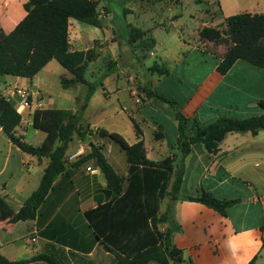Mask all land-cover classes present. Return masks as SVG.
Instances as JSON below:
<instances>
[{
    "label": "crops",
    "instance_id": "1",
    "mask_svg": "<svg viewBox=\"0 0 264 264\" xmlns=\"http://www.w3.org/2000/svg\"><path fill=\"white\" fill-rule=\"evenodd\" d=\"M123 1L124 4L135 5L137 2L142 5L140 15L132 16L137 26L128 25L141 29L146 37L156 40L155 48L152 51L144 50V53L155 57L161 54V63H155L171 71L170 76L151 74V78L146 80L150 82L153 91L175 101L182 114L190 119L191 124L186 130L189 136L193 134V122L206 128L223 116L245 119L264 114V108L260 105L264 102V69L239 60L227 74H221L218 66L228 47L206 41L202 49L185 39V34L177 23L182 15L174 13L173 9L182 7L185 0ZM110 2L108 0L109 6ZM215 2L217 13L214 20L217 21H225L243 13L264 14V0ZM25 3L26 0H0V28L7 34L13 32L27 16ZM213 4L210 3L211 8ZM202 5H206V0H203ZM165 10L171 12L169 17H166ZM110 17L106 18L109 21L107 25L100 18L101 28L89 26L101 30L105 28L103 38H99L95 29L87 28L88 25L72 19L69 26L70 45L73 51L96 50L98 57L89 64L87 71L102 58L105 62H113L108 67H111V72L105 78L104 85L108 86V82L112 80L115 83L114 94H125L122 110L128 114L129 125L125 130L113 131L87 122L83 124L94 132L102 128L118 133L130 145L142 140L144 156L150 161L177 158L178 122L170 114L168 104L144 95L142 105H136L132 99L130 90L134 78L126 77L125 74L136 70L147 57H141V60L133 57L128 65H122L121 52L139 45L128 44L127 29L123 31V35L120 31L115 32ZM119 33L121 39H116ZM197 52L205 60L201 64L212 60L213 65L203 80L190 93L184 94L187 80L182 79L177 71L179 67L186 65L190 54ZM55 61H51L33 79L0 75V94L22 116L16 135L35 147H41L47 138L46 132L34 128L36 111L78 110L71 97L54 94L49 77L56 72L61 73ZM106 69H103V73ZM63 76L70 77L68 72L60 74V81ZM91 77L95 78L94 75ZM79 85L86 86L78 84L69 89L62 88L71 91ZM105 89L106 99L110 101L114 94ZM18 90L28 93L30 107H22L23 101ZM132 118L138 124L141 134L137 133ZM91 148L89 145L85 146L84 141L80 143L75 136L66 153V170L54 182L36 219L13 223L12 218L39 188L50 160L25 153L11 142L0 127L1 255L10 261H25L26 264H47L31 262L33 257L40 254L54 255L64 264L116 263V255L104 249L86 216L100 201H107L105 193L108 191L105 177L94 161L76 164L89 154ZM103 153L116 172L125 178V188L129 175L125 152L120 151L118 154L114 146L108 144ZM88 168L95 172L88 171ZM173 181L174 177L171 179ZM202 191H208L221 200L239 201L226 209V215L198 202L173 203L174 217L181 227L173 235V243L181 251L182 264H264V131L257 135L230 133L221 142L217 154H210L203 144L193 145L191 153L185 159L181 194L196 197ZM165 202L166 209L171 203L166 198L161 213ZM165 228V225L161 226L162 230ZM31 238L36 241L27 244Z\"/></svg>",
    "mask_w": 264,
    "mask_h": 264
},
{
    "label": "trees",
    "instance_id": "2",
    "mask_svg": "<svg viewBox=\"0 0 264 264\" xmlns=\"http://www.w3.org/2000/svg\"><path fill=\"white\" fill-rule=\"evenodd\" d=\"M203 3V0H196ZM99 1L97 0H26L27 16L7 34L0 28V75L33 79L51 61L56 60L69 74L63 76L61 84L69 89L78 84L88 87L86 102L93 97L98 83L87 81L86 72L98 54L95 49L73 51L70 45L69 26L72 19L85 25L101 28ZM225 29L204 27L199 31L201 41L223 44L228 47L218 71L225 75L239 60L264 69V14L243 13L225 19ZM127 41L130 46L138 44L145 51H152L156 40L146 37V33L136 27L127 26ZM111 68V67H110ZM103 75L105 79L111 69ZM149 71L160 77L171 75V71L155 63ZM100 84H103L102 82ZM148 98L166 103L170 114L178 122V151L176 157H168L160 162L150 161L144 156V142L130 145L125 138L115 132L99 128L96 134L120 145L129 164L127 186L109 163L103 153V145H92L91 151L76 162L77 165L94 161L104 175L108 185L105 193L107 201L86 213L97 239L104 249L116 255L115 264H182L181 251L173 243V235L181 230L174 217L173 203L192 201L204 204L223 215L226 209L239 200H221L208 191L199 196L181 194L185 176V159L195 144H203L210 154H217L221 142L230 133H251L264 131V114L245 119L220 117L206 128L192 123L193 134L186 133L190 119L180 111L178 104L158 92L152 86H145ZM260 105L264 108V102ZM138 134L141 131L136 121L131 119ZM22 116L15 106L0 94V127L11 142L32 156L48 158L39 188L26 200L24 206L11 222L34 220L48 197L56 179L66 170V153L74 137L86 135L81 127L78 111L44 110L34 113V128L47 133L41 147H35L16 135ZM91 143V142H90ZM178 159L176 165L175 160ZM172 177L174 181L171 182ZM166 198L171 203L161 213ZM165 225V230L161 226ZM264 245V244H263ZM31 262L64 264L54 255L40 254ZM0 264H26L25 261H10L0 254ZM254 264V262L250 263Z\"/></svg>",
    "mask_w": 264,
    "mask_h": 264
},
{
    "label": "rangeland",
    "instance_id": "3",
    "mask_svg": "<svg viewBox=\"0 0 264 264\" xmlns=\"http://www.w3.org/2000/svg\"><path fill=\"white\" fill-rule=\"evenodd\" d=\"M97 1H99L98 10L100 18L104 19V25L109 24V21L106 20V18L108 16H111L110 22L114 25V29L116 30L115 32L118 33V31H120L121 35H123V31L127 29L128 24L137 26V24L133 21L132 16L133 14L134 16L140 15V9L142 8V5H140V3L137 4V2H135L136 4L133 5V3L124 4L123 0H111L109 6L108 0ZM210 3H214L212 8L210 7ZM202 4L203 3H197L196 0H185L182 7H173V9L174 13L179 12V14L182 15L181 18H179V20L177 21V23L179 28L183 30L185 34V39L190 41L193 45H198L200 48L203 49L206 41H201L199 31L206 26L218 27L224 30L225 22L214 20L215 13H217V5H215V0H206V5ZM131 9L135 11H132ZM164 13L166 17H169V15H171V12H169V10H165ZM115 20L116 25L114 24ZM86 27L93 30L95 29L89 26ZM95 31L98 32L99 38H103L104 33H106L105 28L104 30L95 29ZM117 38L121 39L120 33L116 35V39ZM168 47H170V45ZM121 53L123 55L122 65H128L131 62L130 59L133 57H136L139 60H141V57H147L145 60H142L143 63H141V66L137 67L136 70H132L125 74L126 77L131 76L134 78V80L139 83L140 94H142V97L144 95L147 98V95L145 93V86L150 82L146 79L151 78L152 74L149 69L154 65L155 62L161 63V54L157 57L150 56L148 55V53H144V50L139 46H136L135 48L130 47L128 49H124V51ZM201 61L205 60H203V57L200 52L193 53L190 54V56L188 57L186 65L179 67L177 74H180L182 79L187 80V87L185 88L184 94L190 93V90H193V88L198 85L206 76V74L211 70V67L213 65L212 60H206L207 62L204 64H201ZM54 63L58 65L59 72L61 71V73L56 72L49 77L51 86L54 90V94L56 96L58 94H61V96L71 97L72 101H74L78 108L77 111L79 112V115L82 120L81 127L84 130V134L86 135V138H89V141L91 143L99 146L103 145L104 149H106L108 144H112L114 146L115 151H117L119 154L120 151H123L119 144L110 140H103L99 138L96 134L90 135L89 131L94 130H91L88 125L83 124V122H87L92 125L101 126L113 131L120 129L125 130L126 128H128V114L123 112L122 110L124 106V101L126 100L125 94L123 92L118 93V95L114 94L115 83L110 80L108 82V86H105V79H101L103 75L108 71V67L112 65L113 62H105L104 58H102L99 63H97L95 66H93L92 69H89V71H87V79L93 83H98V87L89 102H86V97L88 94L87 86L79 85L77 88L71 91H65L62 88L59 76L60 74H64L67 71L58 62L55 61ZM104 68L107 69L103 73ZM91 75H94L95 78L92 79ZM101 82L103 84H100ZM105 88H107V90L111 94H114L110 101H107L106 99ZM128 99L129 101H131L130 97ZM143 102L144 98H142V104ZM147 134H149L148 131ZM147 138H149V136ZM78 141L81 143L84 141V139L82 137H78ZM85 146H88V144H85ZM175 160H177L175 162L177 165L178 159L175 158ZM166 204L167 202H165V205L162 210L163 212L166 210Z\"/></svg>",
    "mask_w": 264,
    "mask_h": 264
},
{
    "label": "built area",
    "instance_id": "4",
    "mask_svg": "<svg viewBox=\"0 0 264 264\" xmlns=\"http://www.w3.org/2000/svg\"><path fill=\"white\" fill-rule=\"evenodd\" d=\"M140 85L136 80L132 81V87L130 90V95L132 97V99L134 100V102L136 103V105H141L142 104V96L140 94ZM18 95H20V97L22 98V107H30V103H29V96L28 93L26 91L23 90H18ZM88 171L90 172H95L93 171L92 168H88ZM36 240L35 238H31L27 244H32L34 243Z\"/></svg>",
    "mask_w": 264,
    "mask_h": 264
},
{
    "label": "water",
    "instance_id": "5",
    "mask_svg": "<svg viewBox=\"0 0 264 264\" xmlns=\"http://www.w3.org/2000/svg\"><path fill=\"white\" fill-rule=\"evenodd\" d=\"M84 143L85 144H88L90 147H92V143H89V138L87 137L85 140H84Z\"/></svg>",
    "mask_w": 264,
    "mask_h": 264
}]
</instances>
